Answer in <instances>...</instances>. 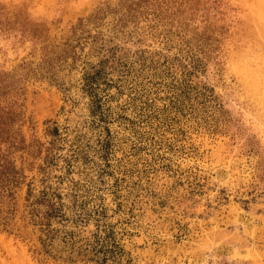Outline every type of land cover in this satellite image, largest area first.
Instances as JSON below:
<instances>
[{"label": "rangeland", "instance_id": "obj_1", "mask_svg": "<svg viewBox=\"0 0 264 264\" xmlns=\"http://www.w3.org/2000/svg\"><path fill=\"white\" fill-rule=\"evenodd\" d=\"M119 3L0 0L45 23L54 43L107 13L98 28L88 23L98 35L63 71L66 89L25 84L21 129L42 143L26 181L60 196L58 234L76 247L106 232L131 264H264V0H206L193 20L167 0L159 16L124 27L110 12ZM31 49L0 37V72ZM103 55L112 58L93 90L83 73ZM25 188L13 230H0V264H121L117 248L98 263L60 238L52 253L64 259L46 256L23 219Z\"/></svg>", "mask_w": 264, "mask_h": 264}, {"label": "trees", "instance_id": "obj_2", "mask_svg": "<svg viewBox=\"0 0 264 264\" xmlns=\"http://www.w3.org/2000/svg\"><path fill=\"white\" fill-rule=\"evenodd\" d=\"M171 1L172 4H177L182 8L181 12L186 11L190 20H193L195 14H198L201 9L202 16L207 13V7H199L200 4H205L206 0ZM161 2L165 3L167 0H120L118 8L110 12L120 13L117 22L118 25L121 24L120 26L124 27L127 21H133L141 14L159 16L156 11L160 8ZM106 14L104 9L98 8L86 20L80 18L68 37L59 43H54L50 40L45 23L30 19L22 10L10 12L6 6L0 4V37L12 38L13 41L21 45L28 42L32 47L29 58L23 57L12 69L0 72V230L8 232L13 230L18 206V192L23 186H26L23 196V219L26 218L27 225L30 224L38 229L40 247L46 256L53 259L62 258L52 253L56 241L60 238L58 243L65 245H62V248L68 246L72 252L75 250L78 256L81 255L87 261L95 260L101 263L110 260L109 257H106V253L117 248L119 255L114 256V260L120 261L122 264L123 259L125 260L124 264H131V258L122 256L123 250L122 247H119V243L116 245L114 240L105 238L106 232H103L98 240L95 239L94 244L81 241L78 247L75 245L76 241L69 240V233L59 235L58 233L64 225L60 196L50 192L46 187L35 192L32 181H26L27 175L24 167L26 164L27 170L33 169L36 160L41 158L42 148V143L38 140H27L21 129L25 120L21 109L23 104L18 100L25 93L26 82L47 80L66 89L63 82L66 75L62 74L63 71L66 66L74 64L80 58V51L83 50L82 41L85 42L89 38L94 39L98 35V33L92 34L88 30V23H92L94 28H98L101 25L100 20ZM78 30H80V35L77 34ZM100 47L103 50V42ZM111 58L109 55H103L96 65L91 64L90 68L93 70L85 69L83 79L89 88L92 85H94L93 87L99 85L98 80L103 75ZM49 132L56 134V127L50 129ZM17 152H20L19 162L15 157ZM45 164L46 161L37 164L40 171L45 169Z\"/></svg>", "mask_w": 264, "mask_h": 264}]
</instances>
